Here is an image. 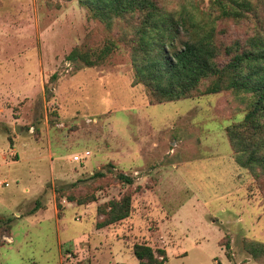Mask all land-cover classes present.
I'll return each instance as SVG.
<instances>
[{
    "label": "rangeland",
    "instance_id": "1",
    "mask_svg": "<svg viewBox=\"0 0 264 264\" xmlns=\"http://www.w3.org/2000/svg\"><path fill=\"white\" fill-rule=\"evenodd\" d=\"M219 30L228 44L246 32ZM118 32L75 0H0V264H139L137 244L166 264H262L244 244L264 243V174L240 167L227 137L248 108L229 92L152 104L123 46L97 67L68 60ZM125 194L130 217L98 229Z\"/></svg>",
    "mask_w": 264,
    "mask_h": 264
},
{
    "label": "trees",
    "instance_id": "2",
    "mask_svg": "<svg viewBox=\"0 0 264 264\" xmlns=\"http://www.w3.org/2000/svg\"><path fill=\"white\" fill-rule=\"evenodd\" d=\"M75 1L109 33L118 29L120 37L106 39L102 48L77 47L69 54V61L86 68L97 67L123 46L130 52L135 84L145 87L152 104L224 92L241 97V105L248 112L243 121L227 128V137L235 162L258 180L262 177L264 0H211L205 12L194 0H182L179 9L172 10V0ZM226 22L245 27V36L226 43L227 32L219 30V25ZM51 79L55 82L57 75ZM246 97L250 98L244 104ZM95 175L104 176L102 172ZM118 177L124 184L134 183L123 173ZM67 200L78 205L95 201L94 196L85 200L69 196ZM58 208L61 209L59 203ZM131 210L130 195L111 200L100 208L104 220L97 223V228L126 220ZM244 247L255 261L264 264V243L246 240ZM133 255L139 264L168 262L165 250H154L145 244L135 245Z\"/></svg>",
    "mask_w": 264,
    "mask_h": 264
},
{
    "label": "built area",
    "instance_id": "3",
    "mask_svg": "<svg viewBox=\"0 0 264 264\" xmlns=\"http://www.w3.org/2000/svg\"><path fill=\"white\" fill-rule=\"evenodd\" d=\"M89 157H90V152H86L84 154V156L83 155H81V156H78V155L74 156V161L76 163H82L84 160H86Z\"/></svg>",
    "mask_w": 264,
    "mask_h": 264
}]
</instances>
